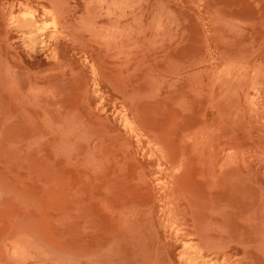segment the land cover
<instances>
[{"label":"rangeland","instance_id":"1","mask_svg":"<svg viewBox=\"0 0 264 264\" xmlns=\"http://www.w3.org/2000/svg\"><path fill=\"white\" fill-rule=\"evenodd\" d=\"M176 1L185 21L177 39L166 44L169 51L150 50L122 66L103 49L94 48L86 60L79 46L48 37L49 27L41 23L51 18L45 0H0V264H63L49 253L51 246L64 250L62 245L68 247L62 251L65 255L78 251L86 257L81 264H221V253H204L197 262L179 260L181 240L168 235L157 216L156 189L165 160L182 152L185 183L201 215L227 224L233 237L251 240L259 233L264 219V0H209L228 17L239 19L237 30L225 36L196 18L205 0H196V5ZM83 3L67 0L69 21ZM25 9L35 10L29 21L18 17ZM9 10L14 19L7 21ZM207 40L218 49V57L239 50L234 57L240 62L248 54L244 60L248 57L254 68L236 61L237 73L214 84L209 77L217 67L207 75L202 70V59L206 64L210 60ZM214 50L209 53L216 54ZM233 58L229 60L235 62ZM255 58L263 61L257 62L259 67ZM167 60L172 67L163 72ZM240 64L251 74L246 72L243 95L237 96L240 88L227 80L243 71ZM92 69L98 74L99 93L91 87ZM33 95L39 102L30 100ZM126 95L133 97L138 130L130 121L123 126L116 114ZM236 162L246 164L234 170L225 167ZM220 208L223 216L215 213ZM43 240L52 245L46 248L49 244ZM34 241L39 242L37 248ZM46 252L52 259L44 258ZM89 252L99 254L96 263ZM260 256L264 264V250Z\"/></svg>","mask_w":264,"mask_h":264},{"label":"bare ground","instance_id":"2","mask_svg":"<svg viewBox=\"0 0 264 264\" xmlns=\"http://www.w3.org/2000/svg\"><path fill=\"white\" fill-rule=\"evenodd\" d=\"M45 1L47 3L46 12H47V14L51 15V18L49 21H46L44 24H43V20L41 23L43 26L45 25V26L49 27V36L48 37L52 38L56 42L64 43V46L67 45V43H70L71 45H74V46L75 45L79 46V48L83 54V57H85L86 60H88L90 58L91 51L94 48L103 49L105 53H107L111 57H113L117 61V63H121V65H122V63L127 64L131 61L138 60L140 58V57H138V55L140 56V55L144 54L145 52L147 53V51H150V50L151 51L163 50V54H166L169 51L166 44L175 40V37L177 39L176 35L178 34L179 29L182 27V25H184V24H181L182 23L181 20L185 21V19L182 17L180 19V14L178 12V9L182 5L179 6L177 3L178 1H176V0H84L81 12L79 14H77L73 20H70V21L68 20L69 15H68L67 9H66L67 0H45ZM198 1H200V0H198ZM179 2H180V0H179ZM192 2H193V4L195 2L194 5H196L198 3L196 0L195 1L192 0ZM200 5L201 6H199V5L198 6H199V10L200 9L201 10H200V12H197L196 18L198 19V17L200 16V18L203 19V20L201 19L202 23L203 24L205 23L207 25V28H212L214 31H216L218 33V35L220 33L221 34L223 33V35H224L225 33H229L230 31H236L237 28L240 26V23L238 22L239 19L237 21H235V18L233 20L231 17H228L224 12H222L221 9H219L217 6H215L211 1L209 2V0L208 1L205 0L203 3L201 2ZM198 6H196V7H198ZM9 8H10V6H9ZM199 10L197 8V11H199ZM34 11L35 10H33V9L22 10V11H20L21 13H19L18 17L22 20H28L29 21L34 16ZM7 16H8L7 21L14 19V15L12 14V12L10 10H9V13ZM197 19H196V21H197ZM198 20H200V19H198ZM179 21H181V22H179ZM9 23H11V22H9ZM198 23L199 22L197 21V24ZM38 27H41V26H38ZM202 28H204V26ZM207 28L205 26L204 29H207ZM22 32L23 31H21V35L23 34ZM26 34H29V33L27 32ZM204 34H205V32H204ZM25 37H27V36H25ZM221 37H220V40H221ZM223 38L226 39L225 37H222V39ZM27 39H28V37H27ZM41 40L42 39H40V41ZM205 41H204V45H205V48L207 49L208 46L210 45V43L207 40L208 46H206L207 44H205V43H207V42H205ZM24 42H26V41H24ZM209 48L210 49H209L208 53H206V54L208 56L210 54V56H209L210 60L207 61V64H206V61L202 59V61L205 62V64H206V65L204 64L202 66V70H204L205 71L204 74L207 75L208 71L210 69L217 67V69H215L216 72H212L211 73L212 75L210 74V77H209V78H212L211 80L210 79L209 80L212 81L214 84L225 82V78L229 74L233 73L236 70V67L239 63L242 62L243 65H245L247 63H249V64L251 63L250 62L251 60L248 61L249 55L248 54L246 55V53L243 54V56H244V59H245V56H248V57H246L247 60H244L242 58V56L239 55V56H241V58H239L240 59V62H239L238 59L234 57L236 54L238 55L239 50L237 52L234 51L236 53L233 52V54H234L233 55V54H231V51H233V50H231L232 48H230L229 45H227V48H230L229 50H231V51L229 52V50H228V52H229V55H232V56L228 57L229 55L228 56L226 55V57H228L229 59L234 57L235 59H237V60H235L233 58L235 60V62H233V60L231 61V60L227 59L226 57H222V55H223L222 54L223 52H221L222 48L219 49V51L221 53H218V54H222V55H219V57L221 56V58H219L217 56V52H218L217 48H216L217 51L214 50V47L212 45H210ZM211 48L214 51H216V54L215 53H209L210 51L213 52V50H211ZM223 50H225V49H223ZM205 52H207V50ZM205 52H203V53H205ZM224 52H226V51H224ZM228 52H226L224 54H228ZM239 52L241 53V51H239ZM249 54L251 56V52H249ZM255 55L256 54L254 53V56L253 55L252 56L256 57ZM201 56H200V59L203 58V56L202 57ZM206 56H204V57H206ZM208 56H207V58H208ZM85 58L83 60H85ZM207 58H206V60H208ZM195 61H196V59H195ZM236 61H238V64L236 63ZM187 62H191V64H192L193 59H190ZM243 62H246V63L244 64ZM257 62H258L257 59H256V63L254 60V63L257 64V66L259 67L258 63L260 62V60L258 63ZM262 62H260V63L262 64ZM242 64L239 65V69H240ZM251 64H252V67L250 65H248L251 67L249 69L254 68L253 62ZM66 65H68V63ZM110 65H113V63H111ZM243 65H242V67H243ZM5 66H7V65H5ZM5 66H4V68H5ZM164 66H165L164 69L162 68L163 72H166V71L169 72L168 70H170L172 67L171 64H169L168 60H167L166 65H164ZM248 66L246 65V67H248ZM4 68H3V70H4ZM255 68H256V66H255ZM129 70L131 71L132 69H129ZM237 70H236V73H237ZM240 70H239L238 75L233 76V80L230 78H229V80H227L229 82V84L235 85V88L237 86H238V88H240V91L235 92V94L237 96L243 95L242 94V92H244L243 91V87H244L243 84L248 79L247 75L251 74V73H248V71H246V70H248V68L247 69L244 68L243 71H241V72H240ZM7 71H8V69H7ZM7 71H6V73H7ZM211 71H214V70L212 69ZM249 71L251 72V70H249ZM42 72L44 73V71H42ZM73 72H74V70H73ZM126 72H128V71H126ZM163 72H162V76L165 75V74H163ZM253 72H254V70H253ZM3 73H5V72H3ZM257 74H258V71H257ZM6 75H9V74H6ZM97 75H96V71H94V74L92 75L93 77H91V82H90L92 89L96 90V91L98 90L97 85L99 84V80H98ZM214 75H216V76H214ZM255 77H257V76L255 75ZM12 78H13V76H12ZM252 78H254V77H252ZM6 79H7V77H6ZM260 80L258 83H261ZM262 80H264V77ZM0 81H1V79H0ZM9 81L12 82L11 80H9ZM157 86H158V84H157ZM26 87H28V86H26ZM26 87H25V89H27ZM34 87H37V85ZM13 88H14V86H13ZM13 88H12V91H13ZM32 88L30 89V92L32 91ZM259 88H260V86H259ZM42 89H44V88H42ZM52 89H54V88H52ZM37 90H33V92L37 91ZM48 91H50V90H48ZM100 91L101 90H99V92ZM262 91H263V89H262ZM143 92L145 93V91H143ZM143 92H141V93H143ZM98 93L95 94L94 96L98 95ZM133 93L134 94H137V93L140 94V92H137V93L133 92ZM133 93H130V94H133ZM130 94L128 92V95H130ZM263 94H264V92H263ZM128 95H126L127 97L125 98L126 102L121 104V107L119 106L120 108L118 109L116 114H118L119 120L123 126L128 124V122L130 121L132 128L134 130H138L139 126L135 125V123H137L136 122L137 119H139L138 113L133 108V100H132L133 97L128 96ZM35 98H36V96L33 95V96H31L30 100L32 99V101H34ZM101 98H100V100H101ZM26 100H28V98H26ZM84 100H86V99H84ZM37 102H39V101L37 100L35 103H37ZM96 103H95V106L98 105V103H97V105H96ZM236 103L237 102H235L234 104H236ZM44 104H47V103H44ZM54 107H56V106H54ZM101 107L102 106H100V109H101ZM58 108H60V107H58ZM102 108H104V107H102ZM100 109H98V111ZM115 109H117V108H115ZM41 110H43L44 114L46 113V111L43 108ZM56 110H58V109H56ZM72 111H73V109H72ZM70 112H68V113H70ZM261 112H262V110H261ZM255 113H256V111H255ZM58 114H59V112H58ZM64 114H65V112H64ZM70 115H72V112ZM114 115H115V113H114ZM260 115H261V113H260ZM63 117H65V116L63 115ZM69 117H71V116H69ZM112 117H114L113 114H112ZM48 118H50V117H48ZM71 118H73V117H71ZM72 121L74 122V120H72ZM76 122H78V121H76ZM66 124H68V123H66ZM80 124L81 123H79V125ZM160 133H162V132H160ZM162 135H163V133H162ZM166 140L168 141L167 138H166ZM168 142H170V141H168ZM168 145H171V143ZM172 147H174V145ZM185 153L186 152H182L181 154L177 155V156H179L178 158H176L175 156H170L168 159L165 160L164 167L162 169L163 175L161 174L162 176H160V178H158L159 180L162 181V183H160L159 187L156 189V192L158 193V195L156 196V200L158 199L157 202L160 205V206L159 205L155 206V207L159 206V208H160V210H159V208H156L157 211L159 210V212H160V213H158L157 216H158L161 224L163 225L164 230L167 232V234L170 236H173L177 240H181V244H180L181 246L179 247V249L176 248L177 249V252H176L177 258L179 260H184L187 262H189V261L197 262L198 259L201 256H203L204 253L205 254L206 253H212L214 255L221 253L222 255H224L223 259H221L222 260V262H220L221 264H262L260 252H262L264 250V219L261 221V230L259 231V233H257V234L255 233L256 235L253 233L255 235V236H253V239L245 240L242 237L231 236L227 224L222 223L220 221L216 222V221H212L208 218H204L199 211L198 204L196 203L194 195L191 193V191L187 187V184L185 183V179H184V174H185V170H186V166H185L186 155H185ZM243 157H241V158H243ZM238 158L240 159V157H237V159ZM235 159H236V157H235ZM244 159H245V161L247 160V158H244ZM240 161H242V160H240ZM223 164H224V162H223ZM245 164H246V162L245 163H243V162L237 163L236 162L235 164H228V166H225V167H228L229 169H231L232 167L235 166V168H233V170H234V169L239 168L240 166H243ZM225 169H227V168H225ZM210 170H211V168H210ZM227 170H226V172H229ZM224 173H225V171H224ZM224 173H223V175H224ZM217 176H218V174H217ZM219 176L221 177V175H219ZM225 176L227 177V175H225ZM214 177H216V175ZM220 177H218V178L216 177V179L217 180L222 179L224 176H222L221 178ZM216 179L214 181H217ZM218 182L219 181H217V183ZM214 183H216V182H214ZM211 187L212 186H210V188ZM153 201L155 202V200H153ZM158 203H155V204H158ZM221 206H223V205H221ZM150 209H151V207H150ZM210 210H212V209H209V211ZM214 210H215V213L223 216L224 208H220L217 210L214 209ZM252 220L254 221V219H252ZM252 222H249V223L252 224ZM147 230H149V229H147ZM112 238H114V237H112ZM156 238H157V236H156ZM113 240H112V242H113ZM36 241H37V239H36ZM40 241H42V240H40ZM43 241L45 242V240H43ZM28 242L30 243V241H27V243ZM55 242H56V240L53 241V243H55ZM34 243L36 244L34 248H37L36 246H38L37 245L38 243H36L35 241H34ZM47 243L49 245H47ZM56 243H58V242H56ZM39 244H41V242ZM41 245H39V248L41 247ZM45 245L48 246L46 248H49V246L52 244L50 242L46 241ZM55 245L58 246L57 244H55ZM103 246L105 247V245H103ZM51 247H52V249H54L53 246H51ZM59 247H60V243H59L58 248ZM61 247H62V249H64V250H61V248H59L61 252L58 249L57 250L55 249L56 251H54L51 248H50V252L48 250H44V252L45 251H48L49 253L54 252L55 254L57 253V255L59 253L60 254L63 253L65 255V253L62 251H66L65 247L67 248V251H68V247L65 246L63 248V245ZM106 247H108V246H106ZM103 248L101 249L102 251H103ZM69 250H72V249H69ZM101 250H99L97 252H99V254H100ZM48 252H46L48 254V255L46 254L48 257L44 256V258H48V259L53 258L52 260L59 259L63 262V264H79L82 261L81 260L82 258L83 259L86 258V257H80L81 255L79 256L78 251H75V252H77V254L75 252L69 251L68 254L65 255V257H62L64 255L54 257L55 254L54 255L50 254V256H53L52 258L49 257ZM97 252H95V253H97ZM82 253H84V252H82V250H81V254ZM90 253L91 252H89V255L92 254V256L94 257L93 258L90 256V259L94 260V262L96 263L98 260L97 257L99 256V254L97 253L98 256H94L95 254H93V253L90 254ZM105 253L108 256V251H105L104 255H105ZM154 253H155V251H154ZM41 255H43V254H41ZM102 255L103 254H101V256ZM231 255H233V256L229 260L224 261ZM206 257H208V256H206ZM201 258H205V257H201ZM85 261H86V259H85ZM151 262H152V260H151ZM207 262H209V261H207ZM215 262H216V260H215ZM190 263H192V262H190ZM190 263H188V264H190ZM97 264H98V262H97ZM99 264H100V262H99ZM201 264H202V262H201ZM209 264H214V263L210 262Z\"/></svg>","mask_w":264,"mask_h":264}]
</instances>
